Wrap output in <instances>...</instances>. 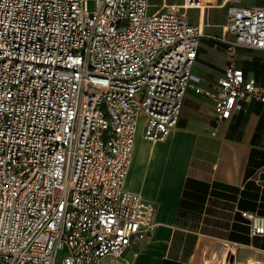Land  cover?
<instances>
[{
    "label": "built area",
    "instance_id": "obj_1",
    "mask_svg": "<svg viewBox=\"0 0 264 264\" xmlns=\"http://www.w3.org/2000/svg\"><path fill=\"white\" fill-rule=\"evenodd\" d=\"M87 1L0 0V264H120L152 234L155 207L124 187L140 116L151 142L177 127L200 38L230 57L193 88L216 117L264 103L235 64L238 48L264 51L263 7L226 0L216 36L210 0ZM241 214L264 236V216Z\"/></svg>",
    "mask_w": 264,
    "mask_h": 264
},
{
    "label": "crops",
    "instance_id": "obj_2",
    "mask_svg": "<svg viewBox=\"0 0 264 264\" xmlns=\"http://www.w3.org/2000/svg\"><path fill=\"white\" fill-rule=\"evenodd\" d=\"M210 1L206 31L219 36L233 3ZM238 5L264 8V0ZM204 38L209 45L199 46L177 127L151 142L140 116L124 187L153 204L157 226L148 238L133 239L120 264H222L225 258V264H264V236H251L241 214L264 216V103H245L227 120L216 117L212 101L193 88L214 84L230 57L224 43ZM235 58L264 86V51L238 48Z\"/></svg>",
    "mask_w": 264,
    "mask_h": 264
},
{
    "label": "rangeland",
    "instance_id": "obj_3",
    "mask_svg": "<svg viewBox=\"0 0 264 264\" xmlns=\"http://www.w3.org/2000/svg\"><path fill=\"white\" fill-rule=\"evenodd\" d=\"M94 8H95V1L94 0H88L87 1V10L93 11ZM199 43L203 47H208V45H209L208 40L206 38H200ZM193 73H194V71H193ZM194 81H195L194 79H191L190 83L194 82ZM226 260L227 259L225 258V260L222 264H225ZM111 262H112V260H110V257H106L101 264H111ZM215 262H216V264H218V261L215 260ZM242 264H245V260L242 262Z\"/></svg>",
    "mask_w": 264,
    "mask_h": 264
}]
</instances>
